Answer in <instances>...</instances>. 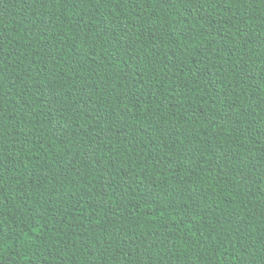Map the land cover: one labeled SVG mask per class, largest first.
I'll return each instance as SVG.
<instances>
[{
    "label": "trees",
    "instance_id": "obj_1",
    "mask_svg": "<svg viewBox=\"0 0 264 264\" xmlns=\"http://www.w3.org/2000/svg\"><path fill=\"white\" fill-rule=\"evenodd\" d=\"M0 264H264V0H0Z\"/></svg>",
    "mask_w": 264,
    "mask_h": 264
}]
</instances>
